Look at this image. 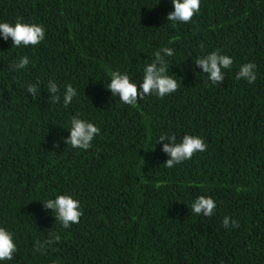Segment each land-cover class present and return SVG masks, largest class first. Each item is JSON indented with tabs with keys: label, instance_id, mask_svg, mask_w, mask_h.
Wrapping results in <instances>:
<instances>
[{
	"label": "trees",
	"instance_id": "trees-1",
	"mask_svg": "<svg viewBox=\"0 0 264 264\" xmlns=\"http://www.w3.org/2000/svg\"><path fill=\"white\" fill-rule=\"evenodd\" d=\"M172 11L171 0H0V23L45 32L20 47L0 33V227L17 246L0 264H264V0H201L190 23ZM164 47L175 92L135 106L112 94L113 71L142 92ZM217 50L234 63L212 84L196 59ZM246 63L253 84L236 79ZM67 85L77 95L65 107ZM72 118L99 128L88 150L66 143ZM161 135L207 149L166 168ZM59 195L83 213L67 229L44 205ZM199 196L214 199L211 217L192 212Z\"/></svg>",
	"mask_w": 264,
	"mask_h": 264
},
{
	"label": "clouds",
	"instance_id": "clouds-1",
	"mask_svg": "<svg viewBox=\"0 0 264 264\" xmlns=\"http://www.w3.org/2000/svg\"><path fill=\"white\" fill-rule=\"evenodd\" d=\"M174 11L170 12L167 20L175 23H190L194 15L200 11L201 0H171ZM0 33L3 34L4 40L11 37L13 47L36 46L45 39V32L41 25L27 24L17 21L15 25L9 23H0ZM203 48V45H201ZM164 53L166 57L173 55V50L169 47H164L155 53V60L153 63L146 65L144 68L143 81L141 84L142 92H138L135 83L130 82L131 77L128 75H121L119 71H113L111 75V82L108 88L113 95L119 93L120 101L126 105L135 106L137 104L138 96L141 99L147 95H156L163 98L175 92L180 85L177 80L167 75L168 61L161 56ZM206 58H197L196 64L202 67L203 72L208 75V79L212 84L224 79L221 69H230L234 63L227 55L220 54L219 50L213 51L205 56ZM157 62L160 67H157ZM29 64L27 56L21 57L18 64L14 67L23 69ZM256 65L254 63H246L242 65L236 75V79H244L249 84L255 83L257 79ZM30 93H36L37 87L30 85L28 87ZM49 91L54 93L52 97L53 102H59V89L56 85H50ZM77 95V91L71 86L67 85L65 88L63 101L67 107ZM70 138L66 141L68 145L73 148L88 150L92 147L91 142L94 137L99 135V128L93 123L82 120L80 118H72L70 128ZM168 140L171 144L166 143L163 151L169 154L170 159L164 165L166 168H173L176 164H180L193 157L198 152H204L207 149L206 143L198 136L185 135L181 142H176V137L161 135L159 142ZM158 142V143H159ZM58 144H53V147H58ZM46 208L55 209L59 223L63 228H69L70 224L79 223L80 217L83 215L80 210V202L70 195H59L55 200L49 199L44 203ZM216 209V203L213 198L199 196L192 204V212L196 215L203 214L205 217H211ZM225 228H238L239 222L231 220L230 217H225L222 221ZM56 242L60 241L61 237L55 232L51 233ZM52 243V241H49ZM17 251V246L13 241V234L6 229L0 227V261L11 260L13 254ZM34 251H41L35 248Z\"/></svg>",
	"mask_w": 264,
	"mask_h": 264
}]
</instances>
